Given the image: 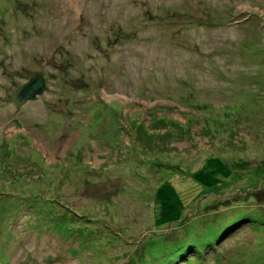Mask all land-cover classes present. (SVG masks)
Wrapping results in <instances>:
<instances>
[{
	"label": "rangeland",
	"instance_id": "rangeland-1",
	"mask_svg": "<svg viewBox=\"0 0 264 264\" xmlns=\"http://www.w3.org/2000/svg\"><path fill=\"white\" fill-rule=\"evenodd\" d=\"M188 244L175 264H264V0H0V264Z\"/></svg>",
	"mask_w": 264,
	"mask_h": 264
},
{
	"label": "trees",
	"instance_id": "trees-1",
	"mask_svg": "<svg viewBox=\"0 0 264 264\" xmlns=\"http://www.w3.org/2000/svg\"><path fill=\"white\" fill-rule=\"evenodd\" d=\"M199 106V105H198ZM136 129V128H135ZM137 131H139L137 129ZM201 169V168H200ZM213 170V169H212ZM199 173V169L194 171L193 173L189 174L190 176H192L194 179H196L197 182L201 183L202 185H209V184H205V182L201 181L200 179H198L197 177H195L194 175H197ZM206 172H203L202 174H198L199 177L203 176ZM199 184V185H201ZM158 191L161 190V186H159L158 188ZM161 192V191H160ZM174 194V196H176L175 193H173L172 191H170L168 194L165 195L162 194L161 192V202H162V205L165 206V210H161L162 213L164 212H167V211H174L176 209V207H179L181 205V198L177 197L176 199L174 197H171L172 195ZM173 200H171L170 198L168 199V196ZM181 200V201H180ZM160 202V201H159ZM170 208V209H169ZM174 208V209H173ZM247 220V217H243V218H240V217H237L235 220H233L232 222L230 223H226L224 226H222L220 229H219V232L221 231V233L223 232H227L229 231L230 229H233L235 228L238 224H240L241 222ZM209 242V241H208ZM206 244V243H204ZM204 244H203V247H204ZM208 244V243H207ZM200 245H192V244H188V245H185L183 248H180V247H177V248H174L172 250V255L173 257L171 258L170 260V263L171 264H175L177 263V261L183 259V257L190 251H194L195 254L199 253V251L201 250L200 248L202 246ZM162 264V263H160ZM164 264H169L168 262H165Z\"/></svg>",
	"mask_w": 264,
	"mask_h": 264
},
{
	"label": "water",
	"instance_id": "water-1",
	"mask_svg": "<svg viewBox=\"0 0 264 264\" xmlns=\"http://www.w3.org/2000/svg\"><path fill=\"white\" fill-rule=\"evenodd\" d=\"M44 88L43 78L37 72H31L24 82L17 85L9 94L8 98L17 107L25 100L33 99Z\"/></svg>",
	"mask_w": 264,
	"mask_h": 264
},
{
	"label": "bare ground",
	"instance_id": "bare-ground-1",
	"mask_svg": "<svg viewBox=\"0 0 264 264\" xmlns=\"http://www.w3.org/2000/svg\"><path fill=\"white\" fill-rule=\"evenodd\" d=\"M44 80V79H43ZM46 88V87H45ZM45 90V89H44Z\"/></svg>",
	"mask_w": 264,
	"mask_h": 264
}]
</instances>
